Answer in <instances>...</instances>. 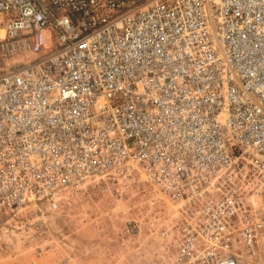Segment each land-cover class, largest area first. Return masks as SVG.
Here are the masks:
<instances>
[{
    "label": "built area",
    "instance_id": "obj_1",
    "mask_svg": "<svg viewBox=\"0 0 264 264\" xmlns=\"http://www.w3.org/2000/svg\"><path fill=\"white\" fill-rule=\"evenodd\" d=\"M136 179L154 264H264V0H0V222Z\"/></svg>",
    "mask_w": 264,
    "mask_h": 264
},
{
    "label": "rangeland",
    "instance_id": "obj_2",
    "mask_svg": "<svg viewBox=\"0 0 264 264\" xmlns=\"http://www.w3.org/2000/svg\"><path fill=\"white\" fill-rule=\"evenodd\" d=\"M111 186L101 190L89 185L56 210L36 212L30 219L25 217L29 209L5 216L0 222V264H154L160 240L137 212L148 206L157 222H166V202L139 179ZM129 220L141 228L121 243Z\"/></svg>",
    "mask_w": 264,
    "mask_h": 264
}]
</instances>
